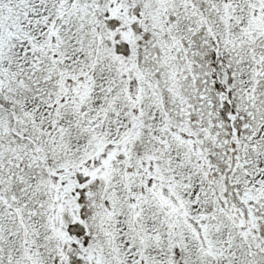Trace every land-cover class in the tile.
I'll list each match as a JSON object with an SVG mask.
<instances>
[{
    "label": "snow or ice",
    "instance_id": "obj_1",
    "mask_svg": "<svg viewBox=\"0 0 264 264\" xmlns=\"http://www.w3.org/2000/svg\"><path fill=\"white\" fill-rule=\"evenodd\" d=\"M0 264H264V0H0Z\"/></svg>",
    "mask_w": 264,
    "mask_h": 264
}]
</instances>
